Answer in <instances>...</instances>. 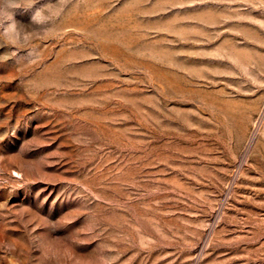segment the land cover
<instances>
[{
    "label": "rangeland",
    "instance_id": "obj_1",
    "mask_svg": "<svg viewBox=\"0 0 264 264\" xmlns=\"http://www.w3.org/2000/svg\"><path fill=\"white\" fill-rule=\"evenodd\" d=\"M0 264H264V0H0Z\"/></svg>",
    "mask_w": 264,
    "mask_h": 264
}]
</instances>
